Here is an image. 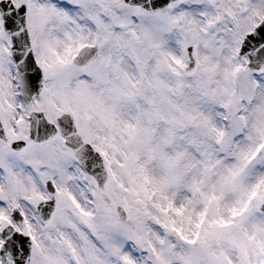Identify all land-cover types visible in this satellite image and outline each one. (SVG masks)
I'll use <instances>...</instances> for the list:
<instances>
[{
    "label": "snow or ice",
    "instance_id": "obj_1",
    "mask_svg": "<svg viewBox=\"0 0 264 264\" xmlns=\"http://www.w3.org/2000/svg\"><path fill=\"white\" fill-rule=\"evenodd\" d=\"M0 264H264V0H0Z\"/></svg>",
    "mask_w": 264,
    "mask_h": 264
}]
</instances>
